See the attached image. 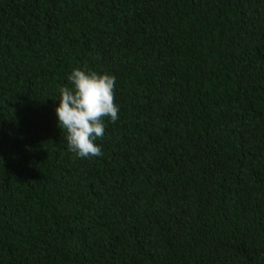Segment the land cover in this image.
<instances>
[{"label":"trees","instance_id":"obj_1","mask_svg":"<svg viewBox=\"0 0 264 264\" xmlns=\"http://www.w3.org/2000/svg\"><path fill=\"white\" fill-rule=\"evenodd\" d=\"M75 68L116 77L100 157ZM0 264H264V0H0Z\"/></svg>","mask_w":264,"mask_h":264},{"label":"clouds","instance_id":"obj_2","mask_svg":"<svg viewBox=\"0 0 264 264\" xmlns=\"http://www.w3.org/2000/svg\"><path fill=\"white\" fill-rule=\"evenodd\" d=\"M68 85L59 89L55 109L58 126L66 133L69 151L81 159L103 155L96 143L105 133V120L115 123L120 108L115 100L116 77L75 68L67 77Z\"/></svg>","mask_w":264,"mask_h":264}]
</instances>
